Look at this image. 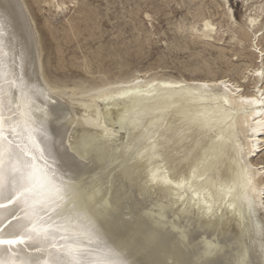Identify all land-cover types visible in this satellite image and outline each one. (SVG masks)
<instances>
[{
  "label": "bare ground",
  "instance_id": "obj_1",
  "mask_svg": "<svg viewBox=\"0 0 264 264\" xmlns=\"http://www.w3.org/2000/svg\"><path fill=\"white\" fill-rule=\"evenodd\" d=\"M32 1L40 9L44 4L54 16L71 11L75 15L90 12V5L86 10L87 4L81 7L79 0ZM160 1L164 8L170 9L174 0ZM181 1L196 8L192 21L190 17L188 23L184 20L175 26L178 35L186 36L184 40L205 49H216L221 58H227L225 52L229 50L219 48L221 44L240 47L244 41L251 43L248 50L255 62L240 67L238 79H231L225 73L226 76L216 77L211 71L205 77L185 78L138 70L111 80L103 67L99 69V77L82 80L84 83L80 84L52 79L43 60L44 43L26 0H0V17L6 20L3 36L9 51L6 60L11 63L15 57V71H22L27 82L43 87L55 99L53 103L52 99L40 96L33 117L39 124L46 111L58 115L57 120L43 119L47 129L45 143L61 168L71 167L78 174L90 217L122 259L129 264H264V161H257L264 154V0H241L250 12L244 16L242 26L236 22L231 0ZM211 7L217 14L209 13ZM158 12L156 9L154 13ZM217 15L219 20L214 19ZM145 17L151 24L155 19L148 12ZM75 21V18L68 20L72 33L77 31ZM133 29L137 30L136 26ZM107 48L111 47L107 45ZM243 51L233 56L242 57ZM89 64L87 59L82 66L79 64L87 75L93 72ZM229 70L227 73L232 72ZM246 82L251 83V92L244 90Z\"/></svg>",
  "mask_w": 264,
  "mask_h": 264
},
{
  "label": "snow or ice",
  "instance_id": "obj_2",
  "mask_svg": "<svg viewBox=\"0 0 264 264\" xmlns=\"http://www.w3.org/2000/svg\"><path fill=\"white\" fill-rule=\"evenodd\" d=\"M5 29L0 17V264H129L90 217L78 174L45 143L43 119L59 117L46 111L38 124L34 106L55 99L6 60Z\"/></svg>",
  "mask_w": 264,
  "mask_h": 264
},
{
  "label": "rangeland",
  "instance_id": "obj_3",
  "mask_svg": "<svg viewBox=\"0 0 264 264\" xmlns=\"http://www.w3.org/2000/svg\"><path fill=\"white\" fill-rule=\"evenodd\" d=\"M28 3H30V4H28L30 7H32V8H30V11H31V14L32 13H34V14H32V17L34 18V21H35V24L37 23V25H36V27H37V29H38V31H39V33H40V36H41V42L42 43H44V45L42 44V48H43V60H44V62H45V64H46V69H47V72L49 73V76H51V78L52 79H56L57 78V80L59 79L60 81H65V82H67L68 84H73V82L72 81H76V82H78L79 84L80 83H84V82H87V81H89V80H94V79H96V77H99L100 75L98 74V72H99V69L101 70L102 68L101 67H103V69H105V71H108V74H107V76H108V78L109 79H115L117 76L119 77V76H125V75H130V74H132V73H134V72H136V71H140V72H150V73H154L153 71H155L156 73L157 72H159V74H161V73H163V74H168V75H173V76H175V77H178L179 75H181V76H183V77H185V78H191V77H194V75H195V77H197V78H200L201 76H203L204 75V77L206 76V75H208V73H209V71H211V72H213V74L214 75H216V77H222V76H230L229 78H233V79H238V72H239V70H240V67L242 68L244 65H245V63L246 64H252V63H254L255 61H254V59H253V56L251 55V53H250V51L248 50V46H249V44H251V43H249L248 41H244L243 42V44L239 47V45H236V44H232V45H229L228 43H226V44H221L220 46H219V48H227V49H229V50H227L226 52H225V55H227V58H221L220 57V55H219V51L218 50H216V49H212V48H208V49H205L204 47H202V46H200V45H195L193 42H190L188 39L187 40H184L185 38H186V36L184 35V37L183 36H180V34L178 35V32H177V30H175L176 29V25L179 23V22H181V21H186L187 23L189 22V20H190V17H191V20L190 21H192V14H195L196 13V8H195V6L194 5H191V4H189L188 2H182L181 0H174L173 1V3L171 4V6L169 7L170 9H168V8H164V6H163V4H162V2L160 1V0H152L151 2L149 1V0H86V1H84V0H79V6H81L82 7V5H84V6H86V4H87V6L85 7V9L87 10V8L89 7L88 5H90V7L88 8V10H90V12L89 11H87V15H85L86 14V12H84L82 15H83V17H82V15L81 14H79V13H77V14H79V15H75L74 14V11H71V12H68L67 14H61V15H57V16H54L53 15V13H51V12H49L48 10H49V8L48 7H46L44 4H42V5H40V7H41V9L39 8V6L36 4L35 5V3H34V1H30V0H26ZM81 1V2H80ZM82 1H84V2H82ZM138 1V2H137ZM88 2V3H87ZM137 2V4H135ZM140 2V3H139ZM144 2H146V3H148V6H147V4L146 3H144ZM160 2H161V5H160ZM176 2V4H174ZM86 3V4H85ZM141 3H142V5H141ZM152 3H153V5H152ZM180 3V4H179ZM188 3V4H187ZM139 4H140V6H139ZM179 4V5H178ZM231 4H232V7H233V11H234V14H235V19H236V22H237V24H239L240 26H242V25H244V22H245V19H246V17H244V16H246V15H248L250 12L248 11L247 12V8H245V7H243V4L241 3V0H231ZM96 5V6H95ZM136 5H138L137 7H136ZM146 5V6H145ZM149 5H150V7H149ZM156 5V6H155ZM184 5V6H183ZM185 5H186V7H185ZM145 6V7H144ZM154 6V7H153ZM180 6V7H179ZM182 6V7H181ZM191 6V7H190ZM194 6V7H193ZM92 7V8H91ZM93 7L96 9V11H98L97 13H96V11L94 10L93 11ZM162 7H163V9H162ZM178 7V8H177ZM40 10H39V9ZM91 8V9H90ZM99 8V10H97ZM132 8H133V10H132ZM138 8H139V10H138ZM141 8V9H140ZM183 10H182V9ZM185 8V9H184ZM36 9H38V11L36 10ZM42 9H43V11H42ZM156 9H158L159 10V12H158V14H155L154 12H155V10ZM165 9V10H164ZM166 9H167V11H166ZM188 9V10H187ZM191 9L193 10V9H195L193 12L191 11ZM210 8H208L207 9V12L208 11H210L211 10V12H209L210 14L211 13H213V14H217V12H215V9L214 8H212L211 7V9L209 10ZM130 10H132V13L131 12H129ZM135 10V11H134ZM138 10V11H137ZM164 10V11H163ZM188 12V13H186V11ZM190 10V11H189ZM40 11H42V12H40ZM48 11V12H47ZM102 12V14H101V12ZM140 11V12H139ZM38 12V13H37ZM73 12V13H72ZM134 12L136 13L135 15H134ZM139 12V14H137ZM146 12H148V13H151V14H153V16H154V21L152 22V24H151V22L150 21H148L147 19H146V17H145V13ZM161 12H162V14H161ZM164 12H166L167 14H165ZM189 12L191 13V14H189ZM39 13H41V15L39 14ZM93 13V14H92ZM96 13V14H95ZM170 13H171V16H169L170 15ZM186 13V14H185ZM248 13V14H247ZM47 14V15H46ZM72 14H74V15H71ZM130 14H132V15H130ZM159 14H161V15H159ZM165 14V16H163ZM93 15V16H92ZM94 15H95V17H94ZM103 15V16H102ZM158 15V16H157ZM185 15V16H184ZM187 15V16H186ZM190 15V16H189ZM36 16V17H35ZM51 16H52V19H51ZM67 16V17H66ZM69 16V17H68ZM80 16V17H79ZM89 16V17H88ZM97 16V17H96ZM102 16V17H101ZM136 16V17H135ZM164 18H163V17ZM169 16V17H168ZM184 16V17H183ZM45 17V18H44ZM47 17V18H46ZM77 17H78V19H77ZM101 17L102 18V20H101V18L99 19V18ZM135 17V18H134ZM158 17V18H157ZM161 17V19H159ZM166 17H168V18H166ZM185 17H186V19H185ZM57 18H59V19H57ZM71 18V20L72 19H74L75 18V24L74 25H76V28H78V29H76L75 28V30H77L76 31V33H75V31L72 33V32H70V28H68V27H70L69 26V24H68V20ZM79 18H80V20H79ZM95 18H96V20L97 19H99V20H97L98 21V23L96 22V20H95ZM171 18V19H170ZM180 18V19H179ZM182 18H183V20H182ZM245 18V19H244ZM82 19V20H81ZM90 19H91V22H90ZM137 19H138V21H137ZM167 19V20H166ZM214 19H216V20H219L220 19V16L219 15H217ZM59 20V21H58ZM67 21V23L65 22V21ZM77 20H79L80 21V23H79V21L77 22ZM86 20V21H85ZM94 20V21H93ZM135 22H134V21ZM177 22H176V21ZM45 21V22H44ZM87 21H88V23H87ZM101 21V22H100ZM137 21V22H136ZM171 22L172 21V23H169V22ZM173 21H174V23H173ZM39 22V23H38ZM48 22H49V25L47 26V24H48ZM96 22V23H95ZM100 22V23H99ZM63 23V24H62ZM65 23V24H64ZM93 23H95L96 25H98V26H96V27H94L95 26V24H93ZM134 23L135 24H137L138 25V27H137V25H134ZM140 23L142 24V25H140ZM168 23V24H167ZM66 24H68V25H66ZM89 24V25H88ZM93 24V25H92ZM100 24H101V26H100ZM52 25V26H51ZM62 25V26H61ZM66 25V26H65ZM86 25V26H85ZM91 25V26H90ZM171 27H170V26ZM39 26V27H38ZM45 26V27H44ZM47 26V27H46ZM60 26H61V28H60ZM84 26L86 27V28H84ZM93 26V27H92ZM135 26H136V28H137V30L135 29H133L132 30V28H135ZM142 26V27H141ZM49 27H50V29H49ZM65 27V28H64ZM69 29H67V28ZM91 27H92V29H91ZM100 27V28H99ZM150 27V28H149ZM161 29H160V28ZM170 27V28H169ZM175 27V28H174ZM90 28V29H89ZM98 29V32L96 31V29ZM102 28V29H101ZM47 29H48V31H47ZM65 29H67V30H65ZM82 29H84V30H82ZM102 31H101V30ZM140 29V30H139ZM53 30V31H52ZM62 30H64V31H62ZM80 30H82V32L80 31ZM91 30H93V31H91ZM104 30V31H103ZM145 31V32H143V31ZM170 30V31H169ZM42 31V32H41ZM51 31H52V33H51ZM57 31H59V32H57ZM62 31V32H61ZM69 33H71V34H69V36H67V32ZM72 31V30H71ZM77 32H80V34L78 33L77 34ZM92 32V33H91ZM100 32V33H99ZM133 32H139V33H133ZM148 32V33H147ZM150 32V33H149ZM172 32H174V33H172ZM42 33V34H41ZM57 33V34H56ZM60 33L62 34V35H60ZM88 33V34H87ZM93 33H95V34H93ZM99 33V34H98ZM104 33V34H103ZM144 33H145V35H144ZM176 33V34H175ZM64 34H66V36L64 35ZM74 34V35H73ZM149 34V35H148ZM153 36H152V35ZM50 35V36H49ZM51 35H52V38H51ZM58 35V36H57ZM70 35H71V39L69 38L70 37ZM76 35V36H75ZM81 35H82V37H81ZM90 37H89V36ZM93 35H95V36H97V35H99V36H97V37H93ZM134 35H138V36H135L136 37V39H135V37H134ZM141 35V36H140ZM147 35V36H146ZM157 35V36H156ZM64 36V37H63ZM85 36H87V37H85ZM155 36V37H154ZM61 37H62V39H61ZM75 37H76V39H77V37H78V39H77V42L79 43H77L76 42V39H75ZM79 37H81V38H79ZM92 37V38H91ZM102 37V38H101ZM138 37V38H137ZM140 37H142V38H140ZM146 37H147V39H146ZM150 37V38H149ZM174 37H176V38H174ZM183 37V38H182ZM61 40H60V39ZM65 38H66V40H65ZM68 38H69V41H68ZM84 38V39H83ZM92 40H91V39ZM169 38H172L171 39V41H170V39ZM173 38L174 39H176V40H173ZM52 39H55L56 41H53ZM59 41H58V40ZM87 39V41H85ZM95 39V41H93ZM100 39H101V41L103 42V44L102 43H100L101 41H100ZM140 39H141V41L142 42H140ZM146 39V40H145ZM184 40V41H182V40ZM52 40V41H51ZM75 40V41H74ZM79 40V41H78ZM84 40V41H83ZM88 40H90V41H88ZM111 40V41H110ZM124 42H123V41ZM125 40H126V42H125ZM134 42H133V41ZM156 40H157V42H156ZM169 40V41H168ZM64 41V42H63ZM68 41V42H67ZM70 41H72V42H70ZM132 41V44L130 43ZM138 41V42H137ZM176 41V42H175ZM179 41V42H178ZM186 41V43H184ZM190 42L191 44H190V46H188L187 47V45H189V43L188 42ZM53 42H55V43H53ZM68 44V43H70V44H66V43ZM165 42L167 43V44H165ZM170 42V43H169ZM174 42H175V44H174ZM182 42V43H181ZM62 43H63V45H64V47H65V49H64V47H63V45H62ZM107 43V44H106ZM121 43H123V44H121ZM128 43H130V46H129V44ZM135 43V46L133 45ZM138 43V44H137ZM141 43H143L142 45H141ZM144 43H145V45H144ZM148 43V44H147ZM165 44V45H163V44ZM188 43V44H187ZM193 43V44H192ZM54 44H57V45H54ZM61 44V45H60ZM90 44V45H89ZM112 44V45H111ZM118 44H120L119 46H117ZM173 44V45H172ZM180 44V45H179ZM187 44V45H186ZM58 45H60V46H58ZM67 45V46H66ZM78 45H79V47H78ZM80 45H82V47L80 46ZM87 45V46H86ZM98 45H100V46H102L101 48H99V47H97ZM106 47V49L107 50H105V47ZM107 45H108V47L110 48L109 50H108V48H107ZM114 45V46H113ZM115 45H116V47H115ZM168 47H167V46ZM234 45V47L233 48H231V46H233ZM62 46V47H61ZM123 46H125V47H123ZM126 46H129V47H127L126 48ZM135 47V49H134V47ZM141 46V47H140ZM176 48H175V47ZM178 46V47H177ZM197 46V47H196ZM198 46H199V48H198ZM58 47H59V50H61V51H59L58 50ZM75 47V48H74ZM85 47V48H84ZM113 47V48H112ZM114 47L118 50H116V49H114ZM133 47V48H132ZM169 47H171V48H169ZM194 47V48H193ZM195 47H196V49H195ZM44 48H45V50H44ZM54 48V49H53ZM79 48V49H78ZM97 50H96V49ZM99 48V49H98ZM118 48H120V49H118ZM122 48V49H121ZM124 48H126V49H124ZM134 51L135 50V54L133 53V51L131 50V49ZM137 48H138V50H137ZM143 48V49H142ZM146 48V49H145ZM148 48V49H147ZM178 48H179V50H178ZM181 48V49H180ZM187 48V50H185ZM56 49H57V52H56ZM89 49V50H88ZM103 49V50H102ZM113 49V50H112ZM129 49V50H128ZM142 51H141V50ZM171 49V50H170ZM173 49V50H172ZM176 49V50H175ZM195 49V50H194ZM232 49V50H231ZM237 49H238V51H237ZM246 49V50H245ZM67 50V51H66ZM88 50V51H87ZM93 50H94V53H93ZM100 50V51H99ZM110 50H112V51H110ZM114 50H116V51H114ZM119 50L121 51V53L119 52ZM126 50V51H125ZM144 50V51H143ZM191 50V52H189V51ZM201 50H203V51H201ZM234 50V51H233ZM236 50V51H235ZM242 50H244L243 52H242V57L240 56H235L236 58H238V59H236L233 55H235L236 53H241V51ZM56 53H55V52ZM102 51V52H101ZM104 51H105V53H104ZM140 52L141 53V55H140V53H138V52ZM200 51V52H199ZM209 51V52H208ZM229 51V52H228ZM233 51V52H232ZM60 52V54H58ZM66 52V53H65ZM86 52V53H85ZM90 54V53H92L93 54V56H92V54L91 55H88V53ZM97 54H96V53ZM144 52V53H143ZM198 52V53H197ZM217 52V53H216ZM232 52V53H231ZM55 53V54H54ZM65 53V54H64ZM115 53V54H114ZM116 53H117V55H116ZM126 54V56H125V54ZM129 53H131V55L129 54ZM132 53H133V55H132ZM137 53V54H136ZM196 53V54H195ZM203 53V54H202ZM229 53V54H228ZM51 54H52V56H51ZM54 54V55H53ZM84 54V55H83ZM87 55V57H86V55ZM102 54V55H101ZM104 54V55H103ZM107 54V55H106ZM120 54V55H119ZM121 54H123V55H121ZM128 54V55H127ZM139 54V55H138ZM143 54V55H142ZM200 54V55H199ZM203 55V57H202V55ZM217 54V55H216ZM245 54V55H244ZM56 55V56H55ZM62 55H64V56H62ZM72 55H74V56H72ZM81 55H82V57H81ZM101 55V56H100ZM109 55H112V56H110V59H109ZM130 55V56H129ZM205 55V56H204ZM211 55V56H210ZM213 55V56H212ZM247 55V56H246ZM250 57H249V56ZM49 56H51L52 57V59H51V57H49ZM81 58H80V57ZM89 56V57H88ZM94 56H95V58H94ZM105 58H104V57ZM115 56V57H114ZM117 56H119V57H117ZM125 58H124V57ZM193 58H195V59H193ZM195 56V57H194ZM244 56H245V58H244ZM71 57V58H70ZM99 57L100 58H102L103 59V61H102V59L101 60H99V62H98V60L97 59H99ZM120 57H122L121 58V60H120ZM201 57V58H200ZM56 58H58V59H56ZM60 58V59H59ZM68 58V59H67ZM91 58V59H90ZM93 58H94V60H93ZM117 58V59H116ZM119 58V59H118ZM208 58V59H207ZM252 58V59H251ZM51 61H50V60ZM61 59H64L63 60V62H62V60ZM71 59H73L72 61H71ZM87 59V62L88 63H90L89 64V68H90V70H91V74H88L87 75V73L81 68V66H82V64H83V62L85 61ZM96 59V60H95ZM114 59V60H113ZM204 60V62H203V60ZM212 59H213V61H212ZM223 61H222V60ZM250 59V60H249ZM61 60V61H60ZM82 60V61H81ZM92 60V61H91ZM109 60H111V61H109ZM196 60H197V62H196ZM202 60V61H201ZM209 60V61H208ZM211 60V61H210ZM225 60V61H224ZM229 60V61H228ZM253 61V62H249V61ZM67 63H66V62ZM71 61V62H70ZM101 61H102V63H104V65L101 63ZM107 61V62H106ZM113 61V62H112ZM215 61V62H214ZM221 61L223 62L222 63V67H221ZM243 61V62H242ZM50 62H51V65H49L50 64ZM53 62H54V66H56V67H59V68H57V69H59V70H57L56 69V67H54L53 66ZM57 62V63H56ZM61 62V63H60ZM74 62H75V64H74ZM81 62V63H80ZM98 62V63H97ZM114 62H115V64H114ZM123 62H125V63H123ZM192 62H194L193 64H192ZM207 64H206V63ZM211 64H210V63ZM214 62V63H213ZM220 62V63H219ZM231 62V63H230ZM239 62H242V63H240L239 64ZM65 63H66V65L67 66H65ZM72 63V64H71ZM110 63H112L111 65H110ZM117 63V64H116ZM190 63V64H189ZM195 63H196V65H195ZM198 63V64H197ZM215 63H217V64H215ZM225 63V64H224ZM236 63V64H235ZM61 64V65H60ZM74 64V65H73ZM79 64L81 65V66H79ZM94 64H96L95 66H94ZM99 66H98V65ZM102 64V65H101ZM186 64H188L187 65V68L185 67L186 66ZM201 64V65H200ZM204 64V65H203ZM208 64H210L209 65V67H208ZM219 64V65H218ZM233 64H235L234 66V68H233ZM77 65V66H76ZM91 65V66H90ZM106 65H108V66H106ZM119 65V66H118ZM131 67V68H128L129 66ZM191 65V66H190ZM194 65V66H193ZM207 65V66H206ZM217 65V66H216ZM242 65V66H241ZM76 66V68H73V67H75ZM94 66V67H93ZM114 66V67H113ZM200 66H203V67H200ZM226 66V67H225ZM92 67V68H91ZM98 67V68H97ZM105 67V68H104ZM106 67H107V69H106ZM127 67V68H126ZM158 67H160L159 69H158ZM189 67H191L190 69H189ZM215 67V68H214ZM224 67H225V69H224ZM232 67V68H231ZM239 67V68H238ZM49 68V69H48ZM79 68H81V69H79ZM110 68V69H109ZM112 68V69H111ZM115 68V69H114ZM202 68V69H201ZM207 68V69H206ZM222 68V69H221ZM236 68V69H235ZM114 69V70H113ZM124 69H127V70H125V71H122V70H124ZM185 69V70H184ZM210 69H212V70H210ZM230 69V70H229ZM232 69H234V71L236 72H234ZM96 70V71H95ZM131 70V71H130ZM157 70V71H156ZM203 70V71H202ZM227 70H229V71H232V72H228L227 73ZM114 71H115V73H114ZM152 71V72H151ZM188 71V72H187ZM199 71V72H198ZM208 71V72H207ZM218 71V72H217ZM225 71V72H224ZM120 72H122V73H120ZM217 72V73H216ZM54 73H57V74H54ZM85 73V74H84ZM96 73V74H95ZM118 73H120V74H118ZM125 73V74H124ZM198 73V75H196ZM203 73V74H202ZM206 73V74H205ZM216 73V74H215ZM224 73L226 74V75H224ZM231 73H233V74H231ZM236 75H235V74ZM59 74V75H58ZM64 74H65V76H64ZM223 74V75H222ZM230 74V75H229ZM69 75V76H68ZM70 75H71V77H72V75L74 76V77H72V78H70ZM76 75H78V78H77V76ZM80 75V76H79ZM86 75V76H85ZM112 75H114V76H112ZM199 75H201V76H199ZM88 76H91V77H88ZM94 76H96V77H94ZM189 76V77H188ZM191 76V77H190ZM60 77V78H59ZM65 77H66V79H65ZM80 77V78H79ZM84 77H85V79H84ZM87 77V78H86ZM180 77V76H179ZM237 77V78H236ZM62 78V79H61ZM203 78V77H202ZM72 79H74V80H72ZM84 82H83V81ZM248 83V84H247ZM249 85V86H248ZM245 87H246V89L248 90H246L245 89ZM252 90V87H251V83L250 82H246V83H244V90L246 91V92H251V90ZM259 160H261V161H264V154H263V157H262V155H260V157H259V159L257 158V161H259Z\"/></svg>",
  "mask_w": 264,
  "mask_h": 264
}]
</instances>
